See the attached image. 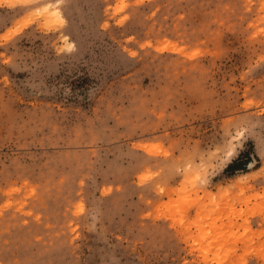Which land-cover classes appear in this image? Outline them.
I'll list each match as a JSON object with an SVG mask.
<instances>
[{"label":"rangeland","instance_id":"374dc122","mask_svg":"<svg viewBox=\"0 0 264 264\" xmlns=\"http://www.w3.org/2000/svg\"><path fill=\"white\" fill-rule=\"evenodd\" d=\"M0 264H264V0H0Z\"/></svg>","mask_w":264,"mask_h":264},{"label":"bare ground","instance_id":"6f19581e","mask_svg":"<svg viewBox=\"0 0 264 264\" xmlns=\"http://www.w3.org/2000/svg\"><path fill=\"white\" fill-rule=\"evenodd\" d=\"M56 11L58 12V9H56ZM56 11H54V13H56ZM57 17H59V19H62V16L60 14H57Z\"/></svg>","mask_w":264,"mask_h":264}]
</instances>
